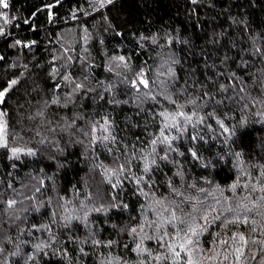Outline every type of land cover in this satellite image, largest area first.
<instances>
[{
    "label": "trees",
    "instance_id": "obj_1",
    "mask_svg": "<svg viewBox=\"0 0 264 264\" xmlns=\"http://www.w3.org/2000/svg\"><path fill=\"white\" fill-rule=\"evenodd\" d=\"M56 1L0 5V264H264V0Z\"/></svg>",
    "mask_w": 264,
    "mask_h": 264
},
{
    "label": "snow or ice",
    "instance_id": "obj_2",
    "mask_svg": "<svg viewBox=\"0 0 264 264\" xmlns=\"http://www.w3.org/2000/svg\"><path fill=\"white\" fill-rule=\"evenodd\" d=\"M107 2L112 3L113 0H107ZM195 2H196V0H193V3H195ZM0 5H3V7L7 8L8 7L7 0H0ZM101 6L103 7L104 5L101 4ZM0 34H2V32H0ZM16 43L19 44L20 41H17ZM0 59H2V58H0ZM141 82L143 83V81H141ZM11 83L15 84L16 81H12ZM6 91H7V89H5V91H0V103H3V97H4ZM193 155H195V154H193ZM241 239H243V237H241ZM189 264H191V262H189Z\"/></svg>",
    "mask_w": 264,
    "mask_h": 264
},
{
    "label": "water",
    "instance_id": "obj_3",
    "mask_svg": "<svg viewBox=\"0 0 264 264\" xmlns=\"http://www.w3.org/2000/svg\"><path fill=\"white\" fill-rule=\"evenodd\" d=\"M60 1H62V0H58V1H56V2L49 3V4H47V5L43 6V7L50 8V7H52L53 5L59 3Z\"/></svg>",
    "mask_w": 264,
    "mask_h": 264
},
{
    "label": "built area",
    "instance_id": "obj_4",
    "mask_svg": "<svg viewBox=\"0 0 264 264\" xmlns=\"http://www.w3.org/2000/svg\"><path fill=\"white\" fill-rule=\"evenodd\" d=\"M9 3V0H7V4Z\"/></svg>",
    "mask_w": 264,
    "mask_h": 264
},
{
    "label": "rangeland",
    "instance_id": "obj_5",
    "mask_svg": "<svg viewBox=\"0 0 264 264\" xmlns=\"http://www.w3.org/2000/svg\"><path fill=\"white\" fill-rule=\"evenodd\" d=\"M144 82H145V80H144Z\"/></svg>",
    "mask_w": 264,
    "mask_h": 264
}]
</instances>
